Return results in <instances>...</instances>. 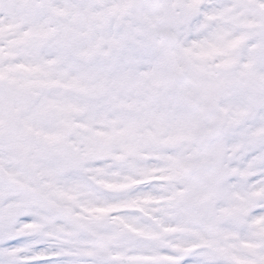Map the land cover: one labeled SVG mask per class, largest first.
I'll return each mask as SVG.
<instances>
[{"label":"snow or ice","instance_id":"obj_1","mask_svg":"<svg viewBox=\"0 0 264 264\" xmlns=\"http://www.w3.org/2000/svg\"><path fill=\"white\" fill-rule=\"evenodd\" d=\"M0 264H264V0H0Z\"/></svg>","mask_w":264,"mask_h":264}]
</instances>
